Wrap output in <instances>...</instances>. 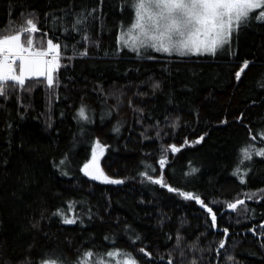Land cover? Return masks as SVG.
Returning <instances> with one entry per match:
<instances>
[{
  "label": "trees",
  "instance_id": "16d2710c",
  "mask_svg": "<svg viewBox=\"0 0 264 264\" xmlns=\"http://www.w3.org/2000/svg\"><path fill=\"white\" fill-rule=\"evenodd\" d=\"M69 5L74 11L100 9L86 33L65 36L63 28L71 17L62 24L45 15L60 16ZM123 6L124 0H103L102 5L100 0H0V36L14 34L34 12L40 28L31 37L34 47L46 46L50 38L60 42L61 63L68 65L58 74V88L49 90L46 82L30 80L25 87L32 90L26 92L8 82L10 97L0 98V157L10 161L0 168V264H21L25 257L36 264L47 250L60 253L65 264H77L87 251L93 252L91 264H109L113 257L106 253L116 250L128 252L138 264H149L139 253L141 247L153 254V264H167L170 253L173 264H189L192 258L197 264H264V241L250 231L264 232L259 227L264 224V199L259 196L264 158L253 155L247 161L240 151L248 144L264 146L259 135L264 132V25L242 31L232 54L180 57L150 52L138 57L127 50L116 52L119 31L134 18V9L121 12ZM85 48L89 55L81 57ZM149 54L156 58L148 59ZM244 59L255 63L237 82L235 71ZM157 81L160 88L153 91ZM138 91L146 95H136ZM81 105L91 122L79 119ZM176 117L179 127L173 128ZM142 133L149 138L143 139ZM201 135V143H191ZM96 139L108 146L101 160L105 172L124 184L92 181L79 171L91 158ZM172 143L183 145L179 153L170 151ZM65 155V164L55 167ZM162 155L167 164L161 173ZM192 168L199 171L192 173ZM237 168L241 175L248 171L243 184L233 175ZM145 171L153 178L162 174L170 186L200 195L209 206L219 202L213 206L217 224L229 228L219 254L224 236L206 226V211L152 184L140 175ZM244 193L259 196L246 200V216L242 206L235 212L227 209V203L245 199ZM56 211L79 216L83 223L65 225L53 215ZM34 221L39 228L32 227ZM177 235L183 237V257Z\"/></svg>",
  "mask_w": 264,
  "mask_h": 264
},
{
  "label": "snow or ice",
  "instance_id": "6c2138e0",
  "mask_svg": "<svg viewBox=\"0 0 264 264\" xmlns=\"http://www.w3.org/2000/svg\"><path fill=\"white\" fill-rule=\"evenodd\" d=\"M103 4V0H100ZM134 9L135 19L134 22L129 21L130 26L127 30H120L116 38V52L130 51L138 57H143L145 54L154 52L158 54H166L167 56H211L215 57L218 54H232L234 46H238L240 35L242 31L247 30L252 24L264 25V0H124V6L121 12L125 10ZM100 9L98 8H81L79 11H74L69 5L67 9H61L62 15L53 16L52 13H46V16H52L54 20H59L62 24L65 19L71 17L68 25L63 28L65 36H75L81 33H86L92 21L98 19L96 15ZM117 23L118 27L123 29L124 25ZM40 31L37 23V15L32 12L28 18L25 19L23 25L14 34L0 36V98L9 99L10 91L8 82H12L13 87L19 88L22 91L30 92L31 87L26 88L27 81L46 82L49 90L59 87L58 74L61 68H66L68 65L61 63V50L62 44L54 42V39H47L46 46L35 48L33 45L32 34ZM26 34V36H25ZM55 39H59L56 37ZM84 41H89L88 35H83ZM96 43V42H93ZM96 46H99L96 43ZM64 49L69 47L68 43L64 44ZM81 57L89 55L87 48L79 52ZM148 59H155V56L147 55ZM69 61L73 57L67 58ZM18 62V63H17ZM255 63L254 60L244 59L242 66L238 71H235V80L239 82L242 74L246 69H249L250 64ZM143 83V81L141 82ZM160 88L159 81L154 82L152 85L153 91ZM95 90V89H94ZM103 92V89H99ZM55 93L53 92L52 95ZM123 95V92H121ZM136 95H146V93L137 92ZM119 103V97H117ZM131 106V101H129ZM0 108H4V104H0ZM51 110V99L49 100V111ZM143 113V109H134ZM110 114V113H109ZM62 115V114H61ZM78 117L80 120L88 121L89 116L86 113V106L81 105L78 110ZM23 119V115L19 116ZM179 117L172 122L171 127H179ZM141 122V121H138ZM222 123H227L223 120ZM47 127H52L51 116L46 122ZM9 130H14L12 123L7 124ZM116 131H119L117 128ZM11 132H9V136ZM159 136V132L156 134ZM260 137L264 140V132H261ZM143 139L149 137L142 133ZM256 135H251V140L255 141ZM204 140V136H199L192 144H199ZM8 149L11 151L12 140L9 138L7 141ZM189 143L188 140L184 141V145ZM183 146V145H182ZM181 146V147H182ZM18 147L23 150L24 145L21 143ZM106 144H102L99 139H96L94 146L91 148V158L79 169L85 177L90 178L92 181H99L104 184L122 185L125 183L124 179L113 178L108 175L101 165V160L105 155ZM175 143H172L169 148L175 154L181 151ZM167 151V150H165ZM242 157L244 160L251 161L253 155L264 158V147H257L255 144H248L241 148ZM68 157L65 155L64 159L59 161V167L65 164ZM7 157H0V168H5L9 164ZM167 164V156L162 155L159 159V167L161 173ZM155 171V169H153ZM199 170L192 168L191 172L195 173ZM62 175L67 176L66 171L61 172ZM141 176L145 177L152 184L160 185L166 188L170 193H176L182 196L183 199L194 201L203 210L206 211L209 220H206V226L212 230H219L223 233L224 239L219 241L217 254L226 246V241L229 237V228H220L217 224L218 216L217 211H214L215 205L219 202L211 201L213 206L205 202L200 195H196L190 191L181 192L178 188L170 186L165 182L163 175L159 178H153L148 172H141ZM233 175L239 176L241 184L245 183V178L248 176V171L242 175L240 169L237 168ZM245 199H236L235 202L227 203V209L235 212L238 206L241 207V212L246 216L248 208L245 207L246 200H253L256 198L257 193H244ZM260 199H264V188L259 190ZM69 211L72 210V205L69 206ZM53 215L62 218V223L65 225H75L78 222L83 223L81 217L76 215H66L62 211H56ZM40 219H44V214L41 212ZM239 223V221H237ZM33 228H39V221H34ZM259 227L264 229V224ZM250 231L257 235L261 241H264V232H257L256 228H251ZM140 239L139 236L136 237ZM171 239V237H169ZM183 237L177 235L176 247L180 249ZM195 251L197 250L196 243L190 245ZM264 247V243H261ZM200 251H203L200 249ZM139 253L148 258L149 264H153V254L147 251L144 247L139 248ZM93 252L87 251L84 253L83 260H78L77 264H91L89 260ZM107 257H121L117 259L115 264H138V261L131 256L128 252L121 253L120 250L115 252L109 251L106 253ZM180 256H184V250L180 249ZM163 260V257H160ZM229 260L234 259L232 256L228 257ZM21 264H33V261L25 257ZM36 264H65L63 256L55 250H47ZM97 264H105L104 260H98ZM167 264H173L171 253L167 259ZM189 264H197V259L192 258Z\"/></svg>",
  "mask_w": 264,
  "mask_h": 264
},
{
  "label": "rangeland",
  "instance_id": "374dc122",
  "mask_svg": "<svg viewBox=\"0 0 264 264\" xmlns=\"http://www.w3.org/2000/svg\"><path fill=\"white\" fill-rule=\"evenodd\" d=\"M134 19H135V12H134V18H133V20H132V22H134ZM128 26H130V23L128 24ZM128 26H125V28L123 29L124 31H126L127 30V27ZM164 55H166V54H164ZM18 63V62H17ZM94 144V143H93ZM94 146V145H93ZM264 147V146H263ZM256 197H259L258 195L256 196ZM230 211H232V210H230ZM124 257H113V259L109 262V264H115V261L117 260V259H123Z\"/></svg>",
  "mask_w": 264,
  "mask_h": 264
}]
</instances>
